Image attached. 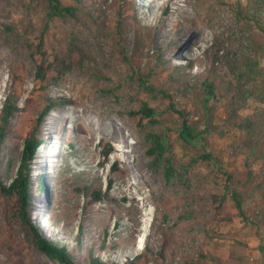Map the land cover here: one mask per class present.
Returning <instances> with one entry per match:
<instances>
[{
	"label": "rangeland",
	"instance_id": "obj_1",
	"mask_svg": "<svg viewBox=\"0 0 264 264\" xmlns=\"http://www.w3.org/2000/svg\"><path fill=\"white\" fill-rule=\"evenodd\" d=\"M80 2L95 23L50 20L47 7L36 0H0V127L10 95L18 107L0 145L3 182L9 185L16 176L36 115L56 98L66 104L43 121L40 152L31 162L29 212L32 222L52 242L66 246L77 264H89L90 252L109 264L139 258V264H264V198L258 188L264 186V158L250 153L246 132L232 122L236 112L264 124V41L252 21L264 23V0ZM146 4L144 15L139 10ZM46 29L49 56L65 50L74 31L88 45L91 61L58 87L50 77L42 90L38 60L28 46L38 43ZM198 33L199 43L191 38L190 46V37ZM219 43L238 58L241 78L228 65L214 67ZM141 78L175 96L191 113L190 122L205 132L200 148L212 153L223 170L192 162L194 152L179 138V117L166 114L165 99L147 92ZM207 79L215 97L205 104ZM143 103L156 109L160 124L139 126L131 113ZM52 114L59 115L55 122ZM89 115L96 122L118 123L125 140L93 134ZM148 131L170 143L178 172L171 180L163 169L154 173L149 168ZM224 171L245 184L249 220L239 216L227 195ZM97 191L104 196L99 202ZM6 209L0 198V264L14 259L59 264L26 241Z\"/></svg>",
	"mask_w": 264,
	"mask_h": 264
},
{
	"label": "trees",
	"instance_id": "obj_2",
	"mask_svg": "<svg viewBox=\"0 0 264 264\" xmlns=\"http://www.w3.org/2000/svg\"><path fill=\"white\" fill-rule=\"evenodd\" d=\"M38 3L45 5L48 9V18L63 19L66 21L76 20L81 23L92 24L96 22V17L89 12H86L81 7L80 0H76L75 5H65L62 0H36ZM262 10L264 14V2L262 4ZM264 17V16H263ZM255 22V26L258 30L259 41H264V23L257 19H252ZM11 29L10 27H7ZM118 28H121L119 23ZM47 29L42 32L41 39L38 43H32L28 47L31 50V54L35 60H38L36 77L40 88L46 90L48 88V81L51 77V83L53 86L58 87L61 82L66 78L68 74L76 69H83L89 61H91L90 49L88 45L81 41L74 31L71 32L68 46L65 50L55 52L49 56V53L45 50V35ZM238 58L229 50L224 48V44L219 43L216 45L214 53L213 64L214 67L228 65L230 69L238 76L242 77L239 69H236ZM236 70L238 71L236 73ZM141 83L144 89L153 94L161 95L167 103V112L169 115H176L179 117L181 126L179 128V138L183 143L194 152L192 159L193 163H207L215 165L219 170H223L220 166V162L215 156L200 148L203 135L205 132L200 131L197 126L190 122L191 113L181 107L177 103L175 96L168 93L166 90H157L150 80L147 78H141ZM205 91V104H208L215 97V88L213 82L205 80L203 83ZM63 104L56 98H49L42 108L41 112L36 115L34 125L28 132L24 143V149L22 152V158L20 165L16 171V176L10 180L9 185L5 184L1 177L0 172V198H3L7 202L6 213L9 221H18L20 225L21 233L26 238V241L34 246L37 250L44 253L50 260L56 261L59 264H77L73 256L69 252L66 246H59L52 242L45 236L41 228L35 225L30 217L29 206L31 204L32 196V178H31V162L34 159L38 149L41 147L42 140L39 137L41 127L45 117L54 108L60 107ZM18 107L13 101V96L8 97L7 103L4 107L3 125L0 127V145L2 144L8 128V120L13 115ZM132 117L139 118L138 124L140 127H144V124L158 125L161 120L158 118V112L155 108L148 103H143L142 106L131 113ZM233 128L246 132L250 141L249 151L256 159L264 158V124L258 118L242 117L238 113H234L232 118ZM146 141L149 144V148L146 151L147 156L150 158L149 168L154 173H158L163 169V175L167 180H171L177 175V170L173 165L170 157V143L168 140L162 137V135L148 131L145 135ZM260 151V154L258 153ZM109 153H105L104 156L108 157ZM224 177L226 178L227 195L231 197L234 202L235 208L240 217L244 220L247 218V212L245 209L249 194L244 191L245 184L240 180H237L236 175L232 172L224 171ZM251 177L252 173H248ZM6 176H8L6 172ZM43 183H41L40 190H44ZM258 188H261L264 198V186L259 184ZM104 198L100 192H95L94 200L99 202ZM226 196L223 198V201ZM146 251L149 248L146 247ZM264 253V246L262 247ZM164 248L161 254L163 255ZM89 264H109L104 262L100 257L96 256L94 252H90ZM140 259V258H139ZM139 259L129 261L125 264H139ZM6 264H26L22 259H14ZM112 264H119L113 262ZM187 264H192L188 262Z\"/></svg>",
	"mask_w": 264,
	"mask_h": 264
},
{
	"label": "bare ground",
	"instance_id": "obj_3",
	"mask_svg": "<svg viewBox=\"0 0 264 264\" xmlns=\"http://www.w3.org/2000/svg\"><path fill=\"white\" fill-rule=\"evenodd\" d=\"M146 6H148V5L146 4L143 8H140V10H139L141 13L143 12L144 15L147 14V10H145L146 9L145 8ZM150 9L153 10V8H151V7H150ZM201 36L202 35H200V33L194 35V37L191 36L190 37V41L188 42L189 45L191 46L193 44V40H194V43H199V40H200ZM191 38H193V40ZM57 117H59L58 114H54V115L52 114V119H53L54 122L58 119ZM104 123L107 124L106 127L108 126V128H105ZM88 124L95 131L93 134H103V133H107L108 136L111 137V138H122V139L125 140L123 127H121L118 123L114 122L113 120H110L107 123L106 122H101V121H97L96 122L95 119L89 115L88 116ZM132 151L135 152L136 151V148L135 147H132ZM39 152H38V154H39ZM36 168H37V166H36ZM135 168L136 169H139V166L137 165V166H135ZM49 232H50V236L51 237H54V235L52 234V232L51 231H49ZM141 247L142 248H145L146 245H143Z\"/></svg>",
	"mask_w": 264,
	"mask_h": 264
}]
</instances>
